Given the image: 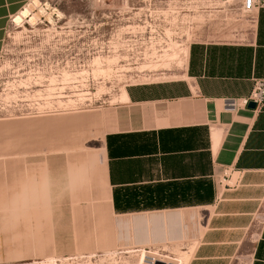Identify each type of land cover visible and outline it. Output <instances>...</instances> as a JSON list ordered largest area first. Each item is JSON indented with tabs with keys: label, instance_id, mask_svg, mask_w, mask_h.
Wrapping results in <instances>:
<instances>
[{
	"label": "rangeland",
	"instance_id": "374dc122",
	"mask_svg": "<svg viewBox=\"0 0 264 264\" xmlns=\"http://www.w3.org/2000/svg\"><path fill=\"white\" fill-rule=\"evenodd\" d=\"M185 1L163 0L171 9L154 12L152 0H30L10 22L0 51V264L222 261L197 259L216 251L197 249V211L195 223L187 219L195 238L142 241L141 223L132 222L155 214L112 211L105 180L103 110L127 84L181 70ZM145 16L175 24L146 31ZM145 32L158 33V55L141 54ZM248 251L230 264H246Z\"/></svg>",
	"mask_w": 264,
	"mask_h": 264
},
{
	"label": "crops",
	"instance_id": "0c3cea01",
	"mask_svg": "<svg viewBox=\"0 0 264 264\" xmlns=\"http://www.w3.org/2000/svg\"><path fill=\"white\" fill-rule=\"evenodd\" d=\"M29 1L0 0V51L10 22ZM164 3L152 0L154 12L171 9ZM242 4L196 7L186 0L176 34L181 70L173 78L127 84L103 110L112 211L154 213L132 222L141 223L142 241L195 238L187 219L195 223L197 211L204 227L197 249L216 250L201 252L202 263L230 264L248 249L246 264H264V107H226L264 78V7L251 20ZM158 18L139 20L146 31L175 24ZM157 35L140 36L144 57L158 55ZM226 168L234 186L220 183Z\"/></svg>",
	"mask_w": 264,
	"mask_h": 264
},
{
	"label": "built area",
	"instance_id": "2783aa9c",
	"mask_svg": "<svg viewBox=\"0 0 264 264\" xmlns=\"http://www.w3.org/2000/svg\"><path fill=\"white\" fill-rule=\"evenodd\" d=\"M261 7H264V0H243L242 12L251 20H255V11ZM250 102L256 104V110H261L264 107V78L255 80L254 86L247 96L228 99L226 101V107L237 109L249 106ZM223 181L226 182L227 186H234L236 184V181L230 176V171L227 168L224 170V178L220 180V183L222 184Z\"/></svg>",
	"mask_w": 264,
	"mask_h": 264
},
{
	"label": "water",
	"instance_id": "95a60500",
	"mask_svg": "<svg viewBox=\"0 0 264 264\" xmlns=\"http://www.w3.org/2000/svg\"><path fill=\"white\" fill-rule=\"evenodd\" d=\"M249 107L255 108L256 107V104L254 102H250Z\"/></svg>",
	"mask_w": 264,
	"mask_h": 264
}]
</instances>
